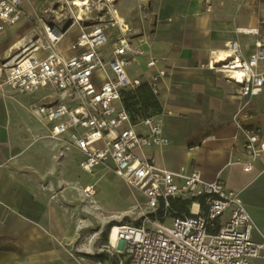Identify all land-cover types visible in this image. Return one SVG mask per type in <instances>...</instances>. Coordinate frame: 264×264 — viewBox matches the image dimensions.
I'll return each instance as SVG.
<instances>
[{"label":"built area","instance_id":"1","mask_svg":"<svg viewBox=\"0 0 264 264\" xmlns=\"http://www.w3.org/2000/svg\"><path fill=\"white\" fill-rule=\"evenodd\" d=\"M60 1L68 14L64 18L68 28L74 27L78 34L65 37L53 9L52 20L41 24L40 35L34 37L28 52L19 54L12 64L18 55L0 61V87L36 97L29 113L45 128L48 138L64 141L79 153L78 166L83 172L95 168L112 172L153 211L152 227L111 226L109 247L126 264H252L261 258L264 242L253 240L254 224L239 192L228 189L220 178L203 180L197 169L169 171L148 153L162 152L170 145L163 125L168 112L159 88L168 73L157 68V59L147 57L145 67L153 74L145 78L129 74L145 55L143 47L149 48L148 39L142 33L134 34L127 20L116 18V0H88L75 12L71 11L72 0ZM22 2L0 1V31L22 18ZM203 7L211 12L212 0H204ZM260 24L264 25V19ZM235 33L255 38L247 59L239 54V42L232 41L225 46L230 58L211 56L197 69L237 88L240 101L232 124L244 138L245 159L236 163L250 173L253 162L264 154V131L244 124L251 118L244 100L264 90V69L259 68L264 62V32L255 27L235 28ZM141 84H147L161 109L133 123L123 100ZM173 200L187 201L186 212L172 215ZM113 229L116 248L110 244Z\"/></svg>","mask_w":264,"mask_h":264},{"label":"crops","instance_id":"2","mask_svg":"<svg viewBox=\"0 0 264 264\" xmlns=\"http://www.w3.org/2000/svg\"><path fill=\"white\" fill-rule=\"evenodd\" d=\"M203 1L116 0L120 18L128 21L134 34L142 33L149 41V48L143 47L145 55L129 74L143 78L153 74L145 67L147 57L157 59V68L168 73L159 88L168 112L163 125L170 145L162 152L148 150L157 165L172 172L197 169L203 180L220 178L228 189L239 192L254 224L252 238L261 243L264 154L253 162L250 173L242 171L236 160L245 159L244 138L232 124L240 101L237 88L197 65L227 54L225 46L232 41L239 42V54L247 59L255 38L238 35L235 28L259 27L264 32L260 24L264 0H212L211 12L204 11ZM54 7L53 0H23L22 18L0 31V59L7 41L28 38L34 23L40 27L49 23L41 13L49 14ZM259 68L264 69V62ZM244 101L251 115L244 124L264 131V90ZM80 158L62 141L47 137L18 94L0 87V264H94L71 262L64 253L70 234H80L85 225L75 226L69 211L78 215L84 208ZM262 262L255 259L252 264Z\"/></svg>","mask_w":264,"mask_h":264},{"label":"rangeland","instance_id":"3","mask_svg":"<svg viewBox=\"0 0 264 264\" xmlns=\"http://www.w3.org/2000/svg\"><path fill=\"white\" fill-rule=\"evenodd\" d=\"M53 1L55 4V16L58 17L57 22H60L61 31L66 32L65 37L72 38L76 36L78 33L77 29L68 28V24L64 19L68 14L66 9L62 8L61 1ZM41 16L47 22V20H52L54 14L41 13ZM29 28H31L29 34L31 39L40 35V25L34 23ZM10 42L7 41L1 48V51L5 52L0 59L1 63L11 60L7 61L9 56L7 51L14 41ZM38 94L36 93L35 95L38 96ZM18 96L21 97L23 105L27 108L36 98L31 95ZM62 143H64L65 147L70 148L64 141ZM83 175L85 176L84 198L80 202L83 203L84 208L80 207L79 216L76 211L73 212L71 209L69 211L71 212L70 220L74 222L75 226L77 222L85 225L82 227L80 234L76 236L73 233L70 234V238L65 243L66 249L64 253L71 262L77 260L81 263L126 264L125 259L116 254L115 250L108 245L107 233L109 228L117 224H144L152 227L153 224L149 220L153 216V211L146 208L144 200L137 193L125 187L110 172L106 170L100 172L92 171L91 173L84 172ZM87 188H90V190L86 191ZM115 217H118V219H115ZM262 259L264 258H258V260Z\"/></svg>","mask_w":264,"mask_h":264},{"label":"trees","instance_id":"4","mask_svg":"<svg viewBox=\"0 0 264 264\" xmlns=\"http://www.w3.org/2000/svg\"><path fill=\"white\" fill-rule=\"evenodd\" d=\"M123 104L133 123L142 118L153 116L161 109L158 100L153 96L147 84H141L134 92L126 95ZM187 204L188 202L184 200H173L170 213L172 215L185 213Z\"/></svg>","mask_w":264,"mask_h":264},{"label":"bare ground","instance_id":"5","mask_svg":"<svg viewBox=\"0 0 264 264\" xmlns=\"http://www.w3.org/2000/svg\"><path fill=\"white\" fill-rule=\"evenodd\" d=\"M72 1H73V3L70 4L72 12L78 11L84 4H86L88 2V0H72ZM72 1H70V2H72ZM115 16H116V18L118 20L121 19L118 14H116ZM78 18L81 20L82 17H81L80 14L78 15ZM33 43H34V38L31 39L30 37H28V38L24 37V38L14 42V43H12L10 45L8 51H7L8 54H9V56L7 57L8 58L7 60H10L11 58H13V57H15L17 55H18V57H15L11 61L10 64H12V62L16 61L19 58L20 55L25 54L26 52H28L34 46ZM62 48H63V45H59L58 46L59 50H62ZM13 51H15V52H13ZM227 58H230L229 54H222L221 55V59L222 60H226ZM88 190H90V188H87L86 191H88ZM115 219H118V217H115ZM115 232H116V229H113L112 234H111V238H110V242H111L110 244L116 248L117 247V242L114 239L115 238Z\"/></svg>","mask_w":264,"mask_h":264}]
</instances>
